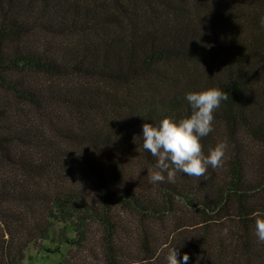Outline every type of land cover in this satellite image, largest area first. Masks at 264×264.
I'll use <instances>...</instances> for the list:
<instances>
[{"label": "trees", "instance_id": "obj_1", "mask_svg": "<svg viewBox=\"0 0 264 264\" xmlns=\"http://www.w3.org/2000/svg\"><path fill=\"white\" fill-rule=\"evenodd\" d=\"M264 0H0V264H264ZM227 99L222 167L151 183L142 126Z\"/></svg>", "mask_w": 264, "mask_h": 264}, {"label": "clouds", "instance_id": "obj_2", "mask_svg": "<svg viewBox=\"0 0 264 264\" xmlns=\"http://www.w3.org/2000/svg\"><path fill=\"white\" fill-rule=\"evenodd\" d=\"M184 98L191 108L190 116L180 120L165 118L158 125L142 126V147L156 158L155 171L148 172L151 183H174L178 172L201 177L209 168L223 166L227 144L218 143L205 155L201 140L214 131L215 113L227 96L219 89H208L187 92ZM255 235L258 242L264 243V219L256 220ZM189 259L187 254L182 261L178 259L176 248L166 256L167 264H188Z\"/></svg>", "mask_w": 264, "mask_h": 264}, {"label": "rangeland", "instance_id": "obj_3", "mask_svg": "<svg viewBox=\"0 0 264 264\" xmlns=\"http://www.w3.org/2000/svg\"><path fill=\"white\" fill-rule=\"evenodd\" d=\"M44 245L45 249L43 251L32 248L29 252L31 260H27L24 264H60L64 255L70 250L69 247H64L61 251H57L48 243Z\"/></svg>", "mask_w": 264, "mask_h": 264}]
</instances>
